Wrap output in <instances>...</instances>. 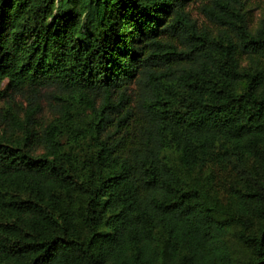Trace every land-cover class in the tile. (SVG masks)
Instances as JSON below:
<instances>
[{
    "label": "trees",
    "instance_id": "1",
    "mask_svg": "<svg viewBox=\"0 0 264 264\" xmlns=\"http://www.w3.org/2000/svg\"><path fill=\"white\" fill-rule=\"evenodd\" d=\"M245 1L0 0V264H264Z\"/></svg>",
    "mask_w": 264,
    "mask_h": 264
},
{
    "label": "rangeland",
    "instance_id": "2",
    "mask_svg": "<svg viewBox=\"0 0 264 264\" xmlns=\"http://www.w3.org/2000/svg\"><path fill=\"white\" fill-rule=\"evenodd\" d=\"M246 9H247V17L249 26L254 28L259 23L260 19L264 17V0H246ZM195 6V7H194ZM191 16L196 19L199 25H203L210 29H214V25L209 22L202 13L199 12L196 5H190ZM194 7V8H193ZM60 93L54 88H43L37 98L38 103V113L36 114L39 123L41 126H44L47 122H49L58 112L60 101L58 99ZM27 96L29 93L24 94V97H16L15 102L21 105H17V109L13 110V113H17L18 116L23 115L22 108L27 105ZM3 100L0 101V109L3 105ZM4 108L0 110V116ZM16 111V112H15ZM4 114V112H3ZM12 114V113H11ZM11 133V129L7 130V125L5 123L0 125V134L2 133ZM215 173L219 174L217 178L220 179V171H215ZM216 179V178H215ZM217 180V179H216Z\"/></svg>",
    "mask_w": 264,
    "mask_h": 264
}]
</instances>
